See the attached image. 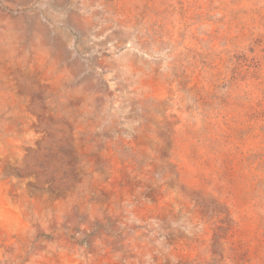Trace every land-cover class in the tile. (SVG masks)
I'll return each instance as SVG.
<instances>
[{
    "label": "rangeland",
    "instance_id": "1",
    "mask_svg": "<svg viewBox=\"0 0 264 264\" xmlns=\"http://www.w3.org/2000/svg\"><path fill=\"white\" fill-rule=\"evenodd\" d=\"M0 264H264V0H0Z\"/></svg>",
    "mask_w": 264,
    "mask_h": 264
}]
</instances>
